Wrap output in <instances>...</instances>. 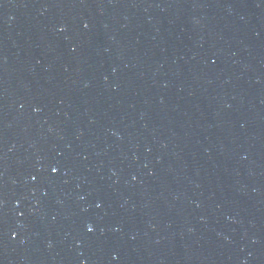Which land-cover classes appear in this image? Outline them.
<instances>
[{
    "label": "water",
    "instance_id": "95a60500",
    "mask_svg": "<svg viewBox=\"0 0 264 264\" xmlns=\"http://www.w3.org/2000/svg\"><path fill=\"white\" fill-rule=\"evenodd\" d=\"M0 264H264V0H0Z\"/></svg>",
    "mask_w": 264,
    "mask_h": 264
},
{
    "label": "snow or ice",
    "instance_id": "6c2138e0",
    "mask_svg": "<svg viewBox=\"0 0 264 264\" xmlns=\"http://www.w3.org/2000/svg\"><path fill=\"white\" fill-rule=\"evenodd\" d=\"M52 171L55 172V171H57V169H56V168H53ZM91 230H92V229L89 228V231H91Z\"/></svg>",
    "mask_w": 264,
    "mask_h": 264
}]
</instances>
